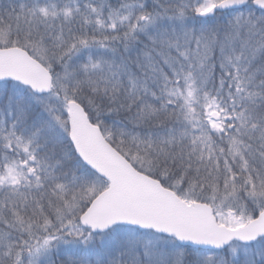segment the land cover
<instances>
[{
    "label": "snow or ice",
    "instance_id": "snow-or-ice-1",
    "mask_svg": "<svg viewBox=\"0 0 264 264\" xmlns=\"http://www.w3.org/2000/svg\"><path fill=\"white\" fill-rule=\"evenodd\" d=\"M0 264H264V0H0Z\"/></svg>",
    "mask_w": 264,
    "mask_h": 264
}]
</instances>
